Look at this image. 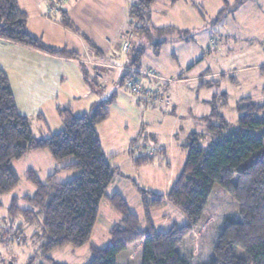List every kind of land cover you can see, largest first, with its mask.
<instances>
[{
    "label": "trees",
    "instance_id": "16d2710c",
    "mask_svg": "<svg viewBox=\"0 0 264 264\" xmlns=\"http://www.w3.org/2000/svg\"><path fill=\"white\" fill-rule=\"evenodd\" d=\"M156 1L138 0L130 5L129 15L132 27L150 38L159 54L168 35L177 27H156L152 23V6ZM57 17L62 25L92 45L65 7L58 10ZM181 36L189 38L186 34ZM0 39L54 54L76 55L66 48L48 46L32 34L28 15L18 0H0ZM133 51L130 64L142 67L146 45L132 44ZM113 101L114 97L98 102L90 112L82 114L68 107L60 108L64 127L49 136L36 137L30 119L18 109L8 74L0 67V192H9L18 185L19 177L12 163L31 151L47 149L58 160L75 157L74 162L49 175L46 182L34 169L27 171L36 191L24 199L37 210L23 209L18 198L13 199L10 207L11 215L22 213L30 221L43 214L41 248L50 263L66 264L49 256L54 249L68 244L82 247L91 240L101 202L107 197L120 214L121 223L110 229V245L93 247L90 264H264V102L251 96L241 98L237 104L238 128L229 129V121L218 108L228 105V94L214 97L207 121L209 133L218 139L206 147L202 144L204 134L191 133L183 144L189 149L188 157L168 192L155 193L135 182L147 219V226L142 228L128 200L120 192L107 193L118 168L110 163L98 125L110 117ZM213 117H219L220 124L213 123ZM132 157L138 166L155 159L154 155ZM60 170H79V174L68 181H57ZM165 200L176 204L189 222L182 226L174 224L169 230L158 229L152 210Z\"/></svg>",
    "mask_w": 264,
    "mask_h": 264
},
{
    "label": "rangeland",
    "instance_id": "374dc122",
    "mask_svg": "<svg viewBox=\"0 0 264 264\" xmlns=\"http://www.w3.org/2000/svg\"><path fill=\"white\" fill-rule=\"evenodd\" d=\"M188 2L196 14L190 19L194 38L188 44L169 40L158 55L150 38L130 28L134 46L146 45L143 71L151 69L158 76L142 74L140 82L150 88L164 86L163 102L155 104L144 100L126 83L124 87L115 85L105 90L98 89L94 73L84 72L87 68L83 65L70 73V81L65 83L61 98L65 104L66 101L69 103L67 107L73 106L76 114H82L91 111L95 105L93 97H97L99 102L108 100L113 94L112 88L117 90V96L110 105V117L98 125L110 163L118 168L107 193L120 192L128 200L131 210L139 216L142 228L147 226V219L142 194L135 182L155 193L168 192L188 157L189 149L183 144L191 133H203L202 144L206 147L218 139L209 133L207 121L213 95L228 94V105H219L218 108L229 121V129L238 128L237 104L241 98L251 96L259 103L264 102V0H228L230 5L224 0ZM161 3L156 2L155 5L156 21L160 18L158 14L165 9ZM169 13L173 17L172 12ZM175 16L181 19V13ZM190 60L194 62L191 66L187 63ZM164 66L171 71L163 70ZM159 70L167 78L161 77ZM83 72L84 77H88L87 82L82 80L80 73ZM73 84L76 87H72ZM89 85L93 86L89 88ZM72 94L80 97L75 99ZM213 118V123L220 124L219 117ZM38 127L35 125V130L41 136ZM153 148L155 152L151 150ZM132 154L135 157L154 155L155 159L138 166ZM74 161L73 156L58 160L47 149L32 151L13 161L19 183L9 192H0V264H51L41 248L43 214L39 213L36 220L30 221L22 213L11 215L10 207L13 199L18 198L23 209H38L24 199L25 195H33L36 191L26 175L29 169H34L46 182L49 175ZM78 174L79 170H60L56 180L68 181ZM152 218L160 230L189 222L187 215L168 200L152 210ZM120 223V214L104 197L91 240L82 247L68 244L56 248L49 256L60 263L90 264L93 247L110 245V229ZM237 252L242 253V250L237 249Z\"/></svg>",
    "mask_w": 264,
    "mask_h": 264
},
{
    "label": "crops",
    "instance_id": "0c3cea01",
    "mask_svg": "<svg viewBox=\"0 0 264 264\" xmlns=\"http://www.w3.org/2000/svg\"><path fill=\"white\" fill-rule=\"evenodd\" d=\"M56 2V0H18L21 9L28 15V29L32 34L41 38L46 45L66 48L76 53L75 56L54 54L0 39V67L8 74L18 109L30 119L36 137L38 134L35 125H39L38 129L42 133L38 137L49 136L64 127L59 111L60 108H65L69 104L61 100L64 85L70 81V73L80 69L79 65L87 68L84 72L94 73L96 88L105 90L115 85L124 87V64H130L133 57L130 53L127 58H124L121 48L124 39H129L134 45L130 37L132 25L129 7L138 0H65L63 5L68 11V16L91 39L92 45L88 44L77 32L62 25L57 19V13L54 16L46 14V11ZM156 2L159 4L162 2L165 8L160 15L158 14L160 18L157 21L154 12ZM156 2L152 6V23L156 27L170 25L177 27L176 31L168 35L165 43L173 40L176 43L188 44L194 38L191 33L190 19L196 14L192 5L188 0L177 2L157 0ZM225 4L230 5L228 0ZM169 12H172L173 17ZM176 13H181V19L176 18ZM182 34H186L189 38L182 37ZM142 59L141 65L144 67ZM187 63L191 66L194 62L190 60ZM163 70L170 72L171 68L165 67ZM84 72L80 74L83 75L82 80L87 82L88 77L87 75L84 77ZM159 73L161 77H166L163 72ZM74 86L76 87L73 84L72 87ZM91 86L93 85H89V88ZM112 89L111 98L115 99L117 90ZM72 95L75 99L80 97L79 94ZM216 95L214 94L212 98L214 99ZM92 99L95 100L92 102L94 104L99 102L97 97ZM70 107L74 109L72 105L68 108ZM211 113L212 106L209 116ZM52 120L54 121L53 128Z\"/></svg>",
    "mask_w": 264,
    "mask_h": 264
},
{
    "label": "built area",
    "instance_id": "2783aa9c",
    "mask_svg": "<svg viewBox=\"0 0 264 264\" xmlns=\"http://www.w3.org/2000/svg\"><path fill=\"white\" fill-rule=\"evenodd\" d=\"M56 4L52 5L51 8H49L46 11V14L49 15H55L58 10L62 7H64V1L65 0H56ZM132 51V43L129 39H124L122 42V48L121 52L124 58H127ZM144 74L146 76H154L158 77L154 71L151 69L147 71H143L142 67L132 65V64H124V79L125 83L131 88V90L135 93L140 95L141 98H144L146 101H151L153 103H161L164 101V96L162 94V90L164 86H160L158 88H150L144 86L140 82L141 75ZM155 152V148L151 149Z\"/></svg>",
    "mask_w": 264,
    "mask_h": 264
}]
</instances>
